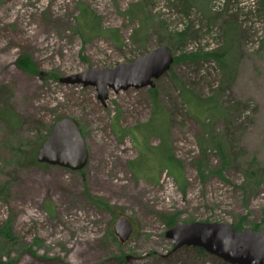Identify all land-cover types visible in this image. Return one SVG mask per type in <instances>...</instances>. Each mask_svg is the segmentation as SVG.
<instances>
[{"label":"rangeland","instance_id":"rangeland-1","mask_svg":"<svg viewBox=\"0 0 264 264\" xmlns=\"http://www.w3.org/2000/svg\"><path fill=\"white\" fill-rule=\"evenodd\" d=\"M229 43L225 71L211 59L183 60ZM160 44L181 61L154 88L109 90L102 105L95 88L60 83L133 62ZM21 57L34 73L17 66ZM181 88L209 101L215 115L194 117ZM6 109L21 122L0 114V264H220L182 249L171 254L166 233L196 222L264 229V179L246 184L264 175L261 0H0ZM59 118L74 120L84 138L82 171L30 162ZM210 136L228 146L222 177L214 145L199 146ZM119 218L133 228L125 243L113 232Z\"/></svg>","mask_w":264,"mask_h":264},{"label":"water","instance_id":"water-1","mask_svg":"<svg viewBox=\"0 0 264 264\" xmlns=\"http://www.w3.org/2000/svg\"><path fill=\"white\" fill-rule=\"evenodd\" d=\"M173 60L169 49L160 44L133 62L119 63L114 68L88 69L60 79V83L93 87L98 101L105 105L109 90L118 93L128 89L154 88L155 81L170 70ZM36 161L71 172H79L86 167L88 152L74 120L62 118L50 127L37 150ZM132 231V225L126 218H119L113 226L120 243L128 241ZM166 237L172 241L173 250L199 248L225 264H264V229L237 232L228 224L180 223L170 229Z\"/></svg>","mask_w":264,"mask_h":264},{"label":"trees","instance_id":"trees-1","mask_svg":"<svg viewBox=\"0 0 264 264\" xmlns=\"http://www.w3.org/2000/svg\"><path fill=\"white\" fill-rule=\"evenodd\" d=\"M261 2H262V5L264 6V0H261ZM227 30H228V33H231V32L234 33V30H235L234 24L229 26V28H227ZM228 40L231 43L232 38L229 37ZM230 43L226 46V48L224 47V48H222L219 51H210L209 53H206L205 55H201V56H198L197 54L189 55L188 57L183 58V60H185V59H194V60L211 59L219 66L220 69L225 71L228 68V47H229ZM180 61H181V58H174L172 66L175 65L177 62H180ZM17 66L20 69H22L23 71H26V72H29V73H34L35 72L34 69H33L32 62L27 57L19 58V60L17 62ZM151 92L154 95L156 94L155 93L156 90H152ZM180 96L182 97V101L187 106L189 112L195 111L196 114L193 115L194 117L197 118V117H199V115H202L203 117L206 118L208 115H215L214 105H209L208 104L209 101H201V102H199L196 98L186 94V91L184 89H182V88L180 90ZM196 102H198L200 104L197 105ZM0 114L3 115V116H6L9 119V122H10V120H14V123H15L14 125L20 124V122H21L20 120H18L16 118V116L14 117V115H12V113L9 110H7V109L5 110V112H0ZM11 118H13V119H11ZM59 119H62V118H59ZM56 121H58V120H56ZM149 124H146L144 126V132H142V139H141L143 141V143H142L143 146H145L146 148H148V140L151 137V132L149 133L150 135L149 134L145 135V129H146V127ZM49 130H50V128L46 129V134L39 139V141H38V143L36 145V148L33 149V151H32V155L30 156V162L32 164H34V165H41V164L37 163V161H36V153H37V150H38L39 146L41 145L43 140L48 135ZM209 143L214 145V149L218 152V154L220 156L222 164H221V169L219 171H217V174L220 177H222V174H221L222 171L225 170L226 168H228V166L230 165V162H231L230 155H229V153L227 151V148H228L227 143H226L225 139L223 140L222 137L217 138L216 136L215 137L210 136L209 141L202 140V141H200V143H199L200 145L199 146L203 150H207L206 146H208ZM140 154L142 155V151H140ZM141 155H140V157H141ZM199 169H200V174L201 173L203 174V170H202L201 166H199ZM260 179L261 180L264 179V175H262V176H256V174H255V176L252 175V176H250V181H248L246 184H248V185L256 184L257 181L260 180ZM89 200L94 205L99 207V209H101L103 211H111V212L113 211V207H111L107 203V201L105 199H103V198H90L89 197ZM6 231H7V236L10 237L9 228H7ZM181 249L185 250V251H190L191 253H193L197 257V259H199L201 261L206 260V259H214L212 256L208 255L202 249H199V248H187V247H184V248H181ZM179 250L180 249H178V250H173L172 249L171 254L177 253ZM216 261L218 263H220V264H225L219 259H216Z\"/></svg>","mask_w":264,"mask_h":264}]
</instances>
